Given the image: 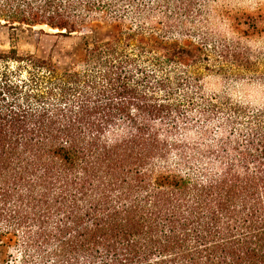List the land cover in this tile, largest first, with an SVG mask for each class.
Returning <instances> with one entry per match:
<instances>
[{
  "label": "trees",
  "instance_id": "obj_1",
  "mask_svg": "<svg viewBox=\"0 0 264 264\" xmlns=\"http://www.w3.org/2000/svg\"><path fill=\"white\" fill-rule=\"evenodd\" d=\"M232 3L0 0V264H264V0ZM97 20L79 66L14 43Z\"/></svg>",
  "mask_w": 264,
  "mask_h": 264
},
{
  "label": "rangeland",
  "instance_id": "obj_2",
  "mask_svg": "<svg viewBox=\"0 0 264 264\" xmlns=\"http://www.w3.org/2000/svg\"><path fill=\"white\" fill-rule=\"evenodd\" d=\"M261 0H233L234 6L242 8L249 14H254ZM264 26V20L261 23ZM263 32L256 34L251 44L264 47ZM113 31L112 26L100 20L93 22L91 29L85 33L61 34L58 31L45 29L40 32L39 28L18 30L15 44L20 52H30L34 55L50 58L59 67L79 66L84 58L85 49L94 42L105 40ZM11 47L10 31L0 24V52L8 51ZM209 92H225L231 96L244 99L247 94L250 98H256L259 88L249 83L247 85L237 82H224L222 78L211 76L207 79ZM15 252L14 250H9ZM7 257V250L0 248V259Z\"/></svg>",
  "mask_w": 264,
  "mask_h": 264
}]
</instances>
